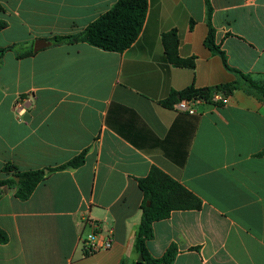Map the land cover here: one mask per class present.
<instances>
[{"label":"crops","instance_id":"0c3cea01","mask_svg":"<svg viewBox=\"0 0 264 264\" xmlns=\"http://www.w3.org/2000/svg\"><path fill=\"white\" fill-rule=\"evenodd\" d=\"M117 0H0V179L6 164L56 167L86 150L76 168L50 172L27 199L0 188V264H135L144 194L153 166L202 201L153 223L150 254L172 244L171 264H264V101L242 90L197 113L166 106L173 91L238 78L206 45V0H148L137 40L123 52L86 42L82 31ZM215 42L230 67L264 79V0H210ZM176 29L179 54L166 60L162 34ZM37 39L48 45L33 51ZM29 50L33 53L26 55ZM25 54L20 57L18 54ZM97 231L112 246L86 253Z\"/></svg>","mask_w":264,"mask_h":264},{"label":"trees","instance_id":"16d2710c","mask_svg":"<svg viewBox=\"0 0 264 264\" xmlns=\"http://www.w3.org/2000/svg\"><path fill=\"white\" fill-rule=\"evenodd\" d=\"M148 5V0H117L109 10L89 23L82 31L69 35L54 36L52 40L56 43L86 42L104 50L123 52L137 40L146 20ZM206 7L209 31L205 39V45L212 52L219 54L224 65L235 72L238 78L232 82L208 88H196L190 85L181 90L173 91L163 103L169 107L174 106L182 99H203L205 102L213 103L211 98L214 93L221 92L227 97L238 89H242L264 101V79H254L251 75L229 66L224 51L215 42V30L211 23L212 6L210 0H206ZM6 25L5 21L0 20V29H3ZM162 43L166 60L169 63L178 67L191 69L195 67V57L183 58L180 56V39L176 29L164 32ZM13 48V46L0 47V58ZM32 53L33 51L29 50L25 54ZM25 54L19 53L18 55L22 57ZM259 154H264V150ZM85 155L86 150H83L71 160L59 166L26 171L17 170L13 165L6 164L3 170L12 171L13 176L0 179V188L5 186L15 188L17 197L27 199L50 172L68 167H79L84 163ZM14 176L19 177L18 182ZM137 180L144 194V199L141 205L136 250L142 254L143 261L138 260L135 264H171L178 252L175 244L170 245L160 257H154L148 251L146 242L154 237L153 223L168 218L174 210L200 209L202 201L186 186L157 166H153L146 176ZM148 201H150V205H147ZM8 239V234L0 227V243L7 242Z\"/></svg>","mask_w":264,"mask_h":264},{"label":"built area","instance_id":"2783aa9c","mask_svg":"<svg viewBox=\"0 0 264 264\" xmlns=\"http://www.w3.org/2000/svg\"><path fill=\"white\" fill-rule=\"evenodd\" d=\"M211 101L214 104H226L228 97L224 96L221 92L213 94ZM203 99H182L174 106L179 111L187 112L189 114L197 113V105L204 103ZM100 233L93 231L86 235L83 240V249L86 253H93L101 249H109L112 246L111 235L108 234L102 241L99 239Z\"/></svg>","mask_w":264,"mask_h":264},{"label":"water","instance_id":"95a60500","mask_svg":"<svg viewBox=\"0 0 264 264\" xmlns=\"http://www.w3.org/2000/svg\"><path fill=\"white\" fill-rule=\"evenodd\" d=\"M48 43L45 40L42 39H37L34 43V48L33 51L37 52L40 49H42L43 47L47 46ZM15 180L18 182L19 181V177L18 176H14ZM147 205H150V201L147 202ZM139 261H143V256L142 254H140L139 256Z\"/></svg>","mask_w":264,"mask_h":264}]
</instances>
